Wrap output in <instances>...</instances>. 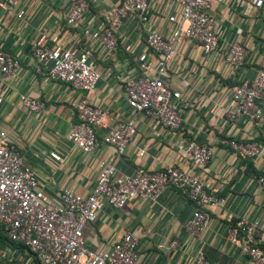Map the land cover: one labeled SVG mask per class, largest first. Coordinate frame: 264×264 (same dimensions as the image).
<instances>
[{"label":"crops","instance_id":"1","mask_svg":"<svg viewBox=\"0 0 264 264\" xmlns=\"http://www.w3.org/2000/svg\"><path fill=\"white\" fill-rule=\"evenodd\" d=\"M89 1L91 12L82 22L83 28L66 23L65 10L70 0H17L10 8L0 5V50L21 61L20 69L9 78L0 72V129L8 132L9 143L20 149L25 165L36 173L39 187L55 201L66 188L83 195L91 193L102 161L114 162L119 173L128 174H134L139 166L156 172L175 164L193 170L207 188L217 190L226 199L224 204L207 209L210 222L200 237H190L186 230L195 205L178 188H166L155 202L136 198L123 208L106 205L95 222L84 226V237L92 249H109L126 232L134 231L139 238L138 264H193L200 248L215 264H253L241 252V237L232 241L228 236L236 220L244 216L259 222L258 238L264 247V191L256 182L257 176L264 174V152L247 158L234 152L228 141L236 138L264 145V123L231 121L226 109L231 103L230 86L244 78H254L264 69V6L250 8L246 0H210L221 49L206 55L196 42L180 41L175 45V55L164 78L172 89L182 93L183 127L172 130L150 115L136 113L127 99V81L139 72L138 56L147 51L144 25L133 15L126 18L119 29L118 47L110 52L84 28L104 18L121 0ZM148 1L155 25L169 37L167 16L178 11L177 0ZM21 11L24 14L19 17ZM42 39L49 46L58 43L88 50L101 74L96 87L79 92L51 79L32 53L33 44ZM235 41L247 50L240 68L230 65L223 55ZM22 94L45 106L38 112L30 110L22 105ZM81 94L103 107L111 126L128 119L137 121V134L123 155H117L115 148L104 141L107 129L102 127L92 154L68 140L78 120L72 103ZM260 103L264 111V95ZM184 138L211 147L212 159L204 166H196L177 148ZM53 151L62 160L55 159ZM174 241L178 244L173 245ZM0 247H4L1 242Z\"/></svg>","mask_w":264,"mask_h":264},{"label":"built area","instance_id":"2","mask_svg":"<svg viewBox=\"0 0 264 264\" xmlns=\"http://www.w3.org/2000/svg\"><path fill=\"white\" fill-rule=\"evenodd\" d=\"M17 0H0V5L10 8ZM178 11L167 16L171 25L166 36L156 25L155 15L148 0H121L106 16L91 24L84 31L102 44L108 51L117 49L119 29L126 18L135 16L146 30L147 51L138 56L139 72L131 76L125 86L129 105L136 113H144L159 120L172 130L183 127L181 116L182 93L172 89L165 81L168 64L174 58L175 45L180 41L199 43L206 55L219 51L221 36L218 23L210 13V0H177ZM250 8L264 6V0H246ZM91 12L89 0H70L65 10L67 25L83 28L82 22ZM24 14L21 11L18 16ZM130 47L128 46L127 49ZM37 65L46 67L45 73L58 82L70 85L77 91L93 90L101 74L88 50L66 48L56 43L47 45L42 40L33 44ZM233 67H242L247 50L239 41L231 43L223 53ZM21 67V61L9 52L0 50V72L9 78ZM231 103L226 116L231 121L243 119L264 123V111L260 100L264 95V69L254 78H244L230 86ZM23 106L38 112L44 102L20 95ZM3 97L0 95V104ZM77 122L68 140L84 152L92 154L98 141V129L105 128L104 141L115 148L117 155L125 153L137 134V121L128 119L111 126L106 121V111L92 104L85 94L72 103ZM230 148L247 158L263 154L264 145L258 141H241L232 138ZM178 150L196 166L206 165L213 157V150L193 138H184ZM145 150L140 151L144 155ZM51 155L62 160L59 153ZM264 191V174L256 178ZM175 187L182 190L195 205L194 216L186 224L190 237H200L207 229L210 214L207 209L222 205L226 199L217 190L209 189L193 171L175 164L163 170L150 171L139 166L134 174L119 173L114 162L102 161L97 182L87 195L66 188L59 200L51 199L39 187L34 170L24 163L20 149L9 143L8 132L0 129V230L24 251L13 248L0 239V264H138L139 238L134 231L126 232L111 248L95 250L87 245L84 226L95 222L106 205L123 208L132 199L160 200L164 190ZM259 222L239 217L229 230L232 241L241 237V252L253 262L264 264V247L260 244ZM173 245L178 242L174 241ZM7 247H6V246ZM193 264H215L204 248L193 257Z\"/></svg>","mask_w":264,"mask_h":264},{"label":"trees","instance_id":"3","mask_svg":"<svg viewBox=\"0 0 264 264\" xmlns=\"http://www.w3.org/2000/svg\"><path fill=\"white\" fill-rule=\"evenodd\" d=\"M0 239L7 241V244L13 248H17L22 251H24L25 249L23 245H18L15 242L10 241L1 230H0Z\"/></svg>","mask_w":264,"mask_h":264}]
</instances>
